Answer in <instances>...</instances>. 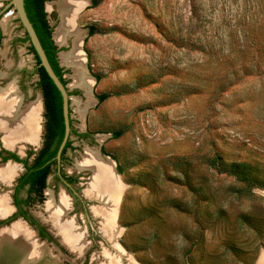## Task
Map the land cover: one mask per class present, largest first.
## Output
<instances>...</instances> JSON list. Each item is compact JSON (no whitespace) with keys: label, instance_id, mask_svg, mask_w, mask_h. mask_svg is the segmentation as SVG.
I'll return each instance as SVG.
<instances>
[{"label":"rangeland","instance_id":"rangeland-1","mask_svg":"<svg viewBox=\"0 0 264 264\" xmlns=\"http://www.w3.org/2000/svg\"><path fill=\"white\" fill-rule=\"evenodd\" d=\"M10 2L0 0V88L14 85L21 111L35 102L41 106L37 142L21 139L11 147L0 131V166L15 170L0 182L11 206L25 167L1 152L26 158L42 147L45 106L30 41H20L27 32ZM45 10L67 85L77 93L70 100L71 146L54 166L42 199L32 196L28 208L55 241L40 242L35 227L24 225L43 247L35 250L42 261L105 264V251L120 250L123 264L260 263L264 0H102L96 6L90 0L75 17L84 68L62 60L77 35L63 42L56 37L62 21L57 0H46ZM90 25L99 32L89 35ZM79 74L94 80L90 89L75 83ZM102 93L111 95L99 102ZM117 130L123 133L115 137ZM89 149L112 160L120 175L117 239L96 214L102 203L86 193L92 171L77 166ZM62 174L78 182L66 188L57 178ZM61 193L79 208L69 214L85 231L82 251L68 245L50 218L47 203L52 197L58 203ZM26 195L24 188L20 196Z\"/></svg>","mask_w":264,"mask_h":264},{"label":"bare ground","instance_id":"bare-ground-1","mask_svg":"<svg viewBox=\"0 0 264 264\" xmlns=\"http://www.w3.org/2000/svg\"><path fill=\"white\" fill-rule=\"evenodd\" d=\"M88 2L89 0H57L62 21L56 37L63 42L68 35H77L74 39L72 51L63 55L62 60L66 65H73L78 68H84L85 64L80 50L81 40L78 39L79 30L75 28V17L84 6L88 5ZM93 81L92 78H87L83 74H79L75 78V83L87 89L92 87ZM21 100V96L14 85H10L8 88H0V131L7 134L4 136V142L11 147H14L21 139L37 142L39 138V125H37V122L40 118L41 106L35 102L27 107L25 111H21ZM88 152V157L79 162L77 166L80 170L88 169L92 171L87 183L86 193L92 199L102 203V205H97V209L94 210L101 217L106 234L112 239H117L116 237H118L120 231L118 224H116V208L119 204L118 200L123 186L120 178H118L120 175L116 174L112 160H105L97 149H89ZM13 170L14 168L7 166V164L6 166H0V182H6L9 178H12ZM47 206L50 218L63 234L68 245L73 249L82 251L88 243L85 242V231L80 229L79 224L73 217L67 216L68 211L71 209L69 198L61 193L58 203L52 197ZM11 211L12 207L9 204L8 195L0 193V216L5 217ZM23 222L17 220L11 226L0 230V252L11 249L12 253L20 257L22 264L40 262L43 260V255H39L40 251L38 253L35 250L41 248L44 251L43 247L37 246L38 241L34 240L35 237L33 238L32 231L29 227H25L26 224H23ZM117 246L114 245V247ZM110 251H108L109 253L104 252V256L108 259L105 264H123L120 250L113 252L114 255H111ZM135 262L130 260L128 263L134 264ZM43 263L46 264V261L41 262V264ZM258 264H264V256Z\"/></svg>","mask_w":264,"mask_h":264},{"label":"trees","instance_id":"trees-1","mask_svg":"<svg viewBox=\"0 0 264 264\" xmlns=\"http://www.w3.org/2000/svg\"><path fill=\"white\" fill-rule=\"evenodd\" d=\"M45 1L46 0H25V8L28 14V17L33 24L40 41L46 51L48 59L63 84H67V81L64 77L65 70L60 65L58 59V53L60 49L55 44L52 38V27L49 23L47 17V12L45 10ZM102 0H92V5H98ZM99 32L95 25L89 26V35H93ZM21 42L30 41L29 35L27 34L24 38L20 39ZM31 51L35 54L36 58V68L34 73L38 75V88L42 89L44 92L45 106H46V122H45V133L44 140L41 149L37 152V155L34 159V162L31 164L29 158H21L16 153H10V157L14 160L23 163L26 167V172H24L18 179V184L16 186L15 198L16 203L19 207H22L23 203L29 201V198L23 199L18 198L20 191L26 186L27 192H37L41 194L42 189L46 186L45 179L46 176L51 171V165L56 163L57 154L60 148V145L65 136V122L63 114V96L61 91L56 86L52 78L47 73L44 66L41 65V60L37 54L33 45L30 47ZM100 79V76H96ZM77 93L71 92L70 94ZM111 94L102 93L98 95L99 102H103ZM72 122V120H71ZM71 132H73V126L71 123ZM123 133V130H117L114 132L115 137L120 136ZM80 136H85L84 133H79ZM71 146V141L68 139L63 150L62 156L65 155L67 148ZM33 152H29L30 156ZM44 234H46L44 232Z\"/></svg>","mask_w":264,"mask_h":264},{"label":"flooded vegetation","instance_id":"flooded-vegetation-1","mask_svg":"<svg viewBox=\"0 0 264 264\" xmlns=\"http://www.w3.org/2000/svg\"><path fill=\"white\" fill-rule=\"evenodd\" d=\"M46 2V1H45ZM27 34H25V36H26ZM24 36V37H25ZM23 37V38H24ZM0 39H1V36H0ZM30 45H32L31 44V42H30ZM31 47V46H30ZM31 50V49H30ZM34 54V53H33ZM34 56H35V54H34ZM36 59V58H35ZM39 90H40V92H41V95H42V97H43V100H44V106H45V98H44V92H43V90L42 89H40L39 88ZM45 113H46V106H45ZM45 113H44V115H45ZM45 122H46V117H45ZM72 123V122H71ZM46 125V124H45ZM45 133V132H44ZM44 140V139H43ZM41 149V148H40ZM39 149V150H40ZM38 150V151H39ZM3 152H1V156H2V158L3 159H12V160H14L12 157H10V153H15V152H12V151H9V150H2ZM37 151V152H38ZM67 151V150H66ZM37 152H33V154L35 155L34 156V158L32 159V160H29V162L32 164L33 162H34V159H35V157H36V155H37ZM66 153V152H65ZM17 154V153H16ZM33 154H31L30 156H27L28 158H31V156L33 155ZM63 157L64 156H62V153H61V159H60V161L61 160H63ZM15 162H18V161H16V160H14ZM60 161H56V163H53L52 165H51V171H50V173L46 176V179H45V184H46V186L42 189V192H41V194H38L37 192H32V193H28L27 192V188H28V186H26L25 187V189H26V192H27V195L26 196H24V197H22V196H20V194L18 195V198H23V199H28L29 198V201L28 202H26V203H23V205H22V207H19L18 205H17V203H16V198H15V192H14V194H13V205L11 204V206H12V211L8 214V215H6V217L3 219V218H1L0 217V230L2 229V228H4V227H8V226H10V225H8L9 223H13V222H15V221H17V219L18 218H22V220L26 223V225L27 226H29V227H31L29 224H28V222L32 225V226H34L35 227V230L34 229H32L33 230V232H34V234H35V237L40 241V242H44L45 244H47L48 242H54L55 241V237L53 236V234L44 226V225H42L30 212H29V206H30V200L32 199V196H36V197H38L39 199H42V194H43V191L47 188V185H48V179H49V176H50V174L52 173V171H53V168H54V166L55 165H57ZM24 165V164H23ZM24 167H25V165H24ZM25 172H26V167H25ZM57 178H58V180L62 183V185H64L66 188H68V187H70L71 185H74V184H76L78 181V178L76 177V176H73V175H66V174H62V176L61 175H57ZM17 184H18V182H17ZM17 186V185H16ZM15 191H16V187H15ZM75 197H76V195H74ZM11 203V202H10ZM75 205V206H74ZM72 204V202H71V209L68 211V215L67 216H71V217H74L75 218V220H76V222H78V216L77 215H70L69 214V212L70 211H73V210H75V207H76V211L78 212V210H79V208H78V206H76V204ZM82 211H83V213H85V208L83 207L82 208ZM79 218H80V216H79ZM5 225V226H4ZM32 228V227H31ZM88 229H86V232H87V234H86V240L88 241V231H87ZM44 232L46 233V234H44ZM42 238V239H45L46 241H41L39 238ZM89 242V244H90V241H88ZM63 247V246H62ZM64 248V247H63ZM2 254V255H1ZM17 258H18V261H17ZM20 257L19 256H17L16 254H14V253H12V250L11 249H7V250H4L3 252H0V264H22L21 262H20ZM30 264H39V262H31Z\"/></svg>","mask_w":264,"mask_h":264},{"label":"water","instance_id":"water-1","mask_svg":"<svg viewBox=\"0 0 264 264\" xmlns=\"http://www.w3.org/2000/svg\"><path fill=\"white\" fill-rule=\"evenodd\" d=\"M90 3V0H89ZM13 5L17 11V16L19 18V21L22 23L23 27L25 28L27 34L29 35L30 42L35 48L37 54L39 55V58L41 60V65L45 67L47 73L52 78L56 86L61 91V94L63 96V114H64V122H65V136L64 139L60 145V148L58 150V154L56 156L57 160L60 161L61 159V153L62 150L66 144V142L69 139L70 133H71V88L66 84H63V82L60 80V78L55 73L48 56L46 54V51L40 41V38L31 23L28 14L26 12L25 8V0H11L8 6ZM7 6V7H8ZM4 11V9L2 10ZM53 38V33H52ZM54 40V38H53ZM55 42V41H54ZM56 44V43H55ZM59 48V47H58ZM61 65V64H60ZM99 101V99H98ZM19 155V154H18ZM21 157V156H20ZM23 164V163H22ZM24 166V165H23Z\"/></svg>","mask_w":264,"mask_h":264}]
</instances>
